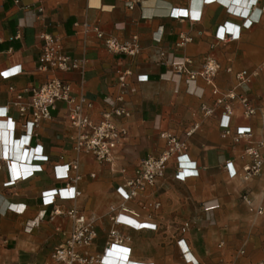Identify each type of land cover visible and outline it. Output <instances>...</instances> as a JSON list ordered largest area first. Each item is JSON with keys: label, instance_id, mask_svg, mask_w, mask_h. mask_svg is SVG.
Here are the masks:
<instances>
[{"label": "crops", "instance_id": "0c3cea01", "mask_svg": "<svg viewBox=\"0 0 264 264\" xmlns=\"http://www.w3.org/2000/svg\"><path fill=\"white\" fill-rule=\"evenodd\" d=\"M94 28L120 42L138 36L140 53L130 57L109 51ZM45 33L59 38L72 60L83 62L82 68L58 75L72 84L74 96L93 103L88 111L93 121L115 108L128 110L129 116L115 117L128 136L117 151L114 170L75 152L77 130L69 123L64 102L56 103L51 119L25 132L10 88L24 92L43 83L37 68ZM182 34L193 40L179 46ZM208 56L220 66L215 83L221 92L237 86L236 72H253L260 66L264 0H0V264H53L54 250L73 229L71 209L96 230L94 243L81 249L95 255L104 252L115 228L113 218L122 213L117 229L128 238L129 257L128 252L122 257L114 250L119 258L107 264H190L176 243L183 236L196 264L264 260V165L261 174L244 179L243 167L250 162L244 153L252 143L224 137L222 107L213 116L201 110L203 104L215 107L212 88L203 77L188 80L173 67L185 61L188 71L200 74ZM3 72L11 76L3 78ZM125 72L127 86L122 88L119 76ZM238 92L251 95L257 114L247 118L234 104L232 130L251 128L252 142L263 141L264 72ZM163 132L187 140L190 159L184 162V174L193 172L190 166L195 162L199 175L180 181L174 159L165 180L141 200L160 202L162 207L158 192L186 183L199 206L196 218L169 217L163 222L143 211L139 200L125 202L117 193L141 160L164 152ZM75 158L82 179L76 186L80 195L72 198L74 192L65 189L63 177ZM229 162L235 176L226 168ZM121 206L139 216L122 212ZM165 222L180 225V232L161 231Z\"/></svg>", "mask_w": 264, "mask_h": 264}, {"label": "built area", "instance_id": "2783aa9c", "mask_svg": "<svg viewBox=\"0 0 264 264\" xmlns=\"http://www.w3.org/2000/svg\"><path fill=\"white\" fill-rule=\"evenodd\" d=\"M132 8V6H131ZM98 38L103 39L107 49L114 53L125 54L130 57H136L140 51L138 36H133L130 41L120 42L114 37H105L104 33L99 28H94ZM43 45L39 56L38 72L44 75L43 83L38 87H30L25 91H17L14 87L10 91L14 94L13 105L16 107L22 126L25 132H32L39 127L43 122L52 118L51 111L55 108L57 102H64L67 105V115L70 125L77 130L74 150L79 154L90 155L101 164H108L114 170L117 161V151L123 144V141L128 136V130L120 126L115 117L129 116L126 108H115L111 112H104L100 121H93L88 111L93 108V103L85 96L76 97L73 95L72 84L65 79L59 77V73L70 72L75 69L82 68L81 61L72 60L70 56L64 53V47L61 40L51 34L45 33L41 36ZM193 39L186 34L180 36L179 46H185ZM224 40V37L221 39ZM186 62L173 64L176 73L185 76L188 80L195 81L198 76L205 79L206 83L212 88V95L215 96V107L207 104L202 105V113L204 116H213L217 107H222V117L225 122L222 123L223 136L232 137L235 143H240L247 139L252 144L245 150L244 155L250 159V162L243 167V177L249 180L261 174L264 165V140L257 143L252 142L251 128H238L232 130L229 120L234 115V102H238L242 108L245 117H251L256 114V109L252 105L249 98L238 92V88L251 83L252 78L264 71V61L254 69L242 70L235 73L237 86L227 92H221L215 83V77L220 69L219 64L210 56L206 58L200 74L190 72L185 67ZM232 72V69H228ZM3 72V78L10 77ZM17 73H15L16 75ZM14 75V74H13ZM128 72L119 76V83L122 88L127 86ZM24 93H28L27 98ZM123 101V95L119 97ZM7 111L4 117L7 116ZM187 132L190 136L197 128ZM161 137L166 141V149L159 157L149 156L140 161L134 176L126 178L123 183L117 188L118 194L125 201L139 200V204L145 210L155 213L160 209V202L143 201L141 198L151 189L155 188L159 181L165 177L166 170L172 160H176L177 174L179 180H186L190 177L199 175L195 162L190 166L193 172L182 176V170L185 169L184 162L189 157V145L187 140H181L176 135L169 132H163ZM43 160H47V156H42ZM233 164L227 163L226 168L232 176L236 175V171L232 172ZM125 173V170H123ZM93 176V175H92ZM65 189H74L72 198L80 195L77 191V184L81 181L82 176L79 173V160L73 159L66 165ZM56 195V194H55ZM121 211L132 216L138 217L139 214L121 206ZM263 210H259V213ZM59 213V210H55ZM68 216L73 219V229L66 241L58 246L53 254V264H106L103 261V254H91L89 251L82 252L81 249L90 247L97 239V232L93 226L88 223L86 217L80 214L78 210L71 209L68 211ZM119 214L113 218L115 225L120 224ZM189 225L186 224L182 228V233H185ZM110 240L108 246L115 244H125L128 238L124 237L117 228H113L110 232ZM107 246V247H108ZM106 249V248H105ZM105 251V250H104ZM187 252H190L189 249ZM243 253V252H242ZM264 264V260L254 263Z\"/></svg>", "mask_w": 264, "mask_h": 264}, {"label": "rangeland", "instance_id": "374dc122", "mask_svg": "<svg viewBox=\"0 0 264 264\" xmlns=\"http://www.w3.org/2000/svg\"><path fill=\"white\" fill-rule=\"evenodd\" d=\"M262 72H264V71H261L260 73H262ZM248 97H249V100L251 101L252 105L255 107L256 114H257V108L255 106L256 102L254 103L250 94H248ZM236 103H238V102L237 101L234 102V104H236ZM234 109H235V107H234ZM242 110H243V108H242ZM256 114L253 116H256ZM243 115H244V113H243ZM253 116H251V117H253ZM251 117H248V118H251ZM165 178L166 177H164L162 180H160L159 183L161 181L165 180ZM180 181H184V180H180ZM157 197L159 198L158 200H160L162 202V207H160V209L157 210L155 212V214L158 217H160L163 220V222L165 219H167L169 217H173V218L179 217L181 219H183V218L193 219L199 215V206H198V203L195 201V199L192 196L191 188H190L189 184H186V183L180 184V183L176 182L173 184L170 192H166L165 190H162L161 192L159 191L157 194ZM140 208H142V207H140ZM142 210L146 211V212L149 211V210H145L143 208H142ZM117 226L118 225H115V228H117ZM169 229H174V230H176V232H180L179 231L180 225H178V226L176 224L175 225H168L166 222L162 223L161 231L164 232V231H167ZM109 242H111V240H109ZM176 243H177V246L179 247V249L181 250V252L183 253V256H184L186 262H189L190 264H196L197 263L196 261H198V260H195L191 256L190 252H187V250L189 248H188V244H187V241L184 238V236L182 238H180L179 240H177ZM199 264H201V263H199Z\"/></svg>", "mask_w": 264, "mask_h": 264}, {"label": "bare ground", "instance_id": "6f19581e", "mask_svg": "<svg viewBox=\"0 0 264 264\" xmlns=\"http://www.w3.org/2000/svg\"><path fill=\"white\" fill-rule=\"evenodd\" d=\"M30 150V149H29ZM32 150H35V149H31V151ZM23 155V154H22ZM35 157H40L41 156V154H35L34 155ZM31 166V165H30ZM182 172V176L184 177V176H186L187 174H184V172H185V170H182L181 171ZM67 190V189H66ZM70 190V189H69ZM71 190H73V192H74V189H71ZM74 194V193H73ZM122 214V213H121ZM121 214H119V219H120V215ZM114 250H119L120 252H121V256L123 257L124 255H126V252H128V254H127V257H129V253H130V249L126 246V245H123V244H115V243H113L112 245H110V246H108V247H106V249H105V251H104V254H103V261L107 264V260L108 259H114V258H116V259H118L119 257H116L115 255H113L112 254V252L114 251ZM128 259V258H127Z\"/></svg>", "mask_w": 264, "mask_h": 264}]
</instances>
